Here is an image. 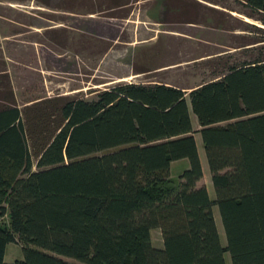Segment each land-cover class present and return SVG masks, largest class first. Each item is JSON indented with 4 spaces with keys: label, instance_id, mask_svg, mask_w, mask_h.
<instances>
[{
    "label": "trees",
    "instance_id": "1",
    "mask_svg": "<svg viewBox=\"0 0 264 264\" xmlns=\"http://www.w3.org/2000/svg\"><path fill=\"white\" fill-rule=\"evenodd\" d=\"M57 1L63 12L96 13L88 0ZM105 1L109 21L138 2ZM231 2L165 0L162 23L245 33L234 34V53L207 59L215 58L209 76L188 91L123 82L92 100L55 96L19 108L0 63V264L17 243L22 259L9 264H225V252L230 264H264V0ZM43 32L66 42L63 29ZM194 133L214 199L197 186ZM179 160L188 167L172 180ZM154 229L161 248L151 245Z\"/></svg>",
    "mask_w": 264,
    "mask_h": 264
},
{
    "label": "rangeland",
    "instance_id": "2",
    "mask_svg": "<svg viewBox=\"0 0 264 264\" xmlns=\"http://www.w3.org/2000/svg\"><path fill=\"white\" fill-rule=\"evenodd\" d=\"M224 1L232 3L231 0ZM164 3L165 0H138L123 9L127 13L124 19L109 21L106 18L109 14L104 11L108 5L105 0H88L86 6L92 7L96 11L94 14H85V7L78 10L77 6L72 11L74 13L60 11L57 7H62V3L57 0H49L46 7L34 0H0V32L14 30L7 21L10 20L63 29L66 37V42L54 43L42 31L35 34L17 27L24 31L17 39L40 43L36 46L37 51L32 50L29 44H17L13 41L16 39L2 40L0 37V63L4 64L9 75L18 107L55 96L92 100L96 91L115 83L162 82L188 91L204 81L211 69L207 66L208 61L215 60L207 59L234 53L228 49L236 43L234 34L245 33H228L204 24H179L169 19L162 23V12L167 11ZM120 11H115L114 16ZM22 12L29 13V19ZM147 36L152 37L151 40H147ZM142 40L145 44L139 43ZM129 41L133 44L126 46ZM102 49L105 50L101 53ZM137 71L145 72L135 75ZM189 119L192 130H198L195 117L190 112ZM193 139L202 172L199 185L206 188L210 199H214L199 134L194 133ZM187 167L186 160L171 163L169 178L175 180ZM212 216L219 244L224 247L225 238L216 207L212 208ZM149 234L152 247L161 248L159 230H151ZM21 259V245L8 244L3 262L9 264ZM63 260L79 264L72 259ZM223 260L230 264L228 253L223 254Z\"/></svg>",
    "mask_w": 264,
    "mask_h": 264
},
{
    "label": "crops",
    "instance_id": "3",
    "mask_svg": "<svg viewBox=\"0 0 264 264\" xmlns=\"http://www.w3.org/2000/svg\"><path fill=\"white\" fill-rule=\"evenodd\" d=\"M22 14H25V18L26 19H29V16H30V14L29 13H27V12H22ZM21 14V15H22ZM22 16H24V15H22ZM35 18H37V19H39L40 21H42V22H47V20H44V19H42V18H38V17H35ZM11 25L10 26H14L13 28H14V30H12L11 32H9V33H4V32H0L1 34H0V37H1V39L2 40H7L8 38H11V40L12 39H16V40H13L14 42H18L17 44H20V45H22V46H24V45H26V44H29L30 45V47L32 46L33 47V49L32 50H34V51H37V47L36 46H40V43H38V42H35V41H31V40H26V39H17V38H20V36L24 33V31L23 30H18L17 29V27H21V28H25V29H28V30H30V31H33L35 34H40V32L42 31H45V30H47V29H51V28H53V27H47L46 25H42V26H38V25H36V23H34V24H29V23H21V24H19V23H17L16 21H10V20H7ZM34 21V20H33ZM151 38L152 37H150V36H147V40L149 39V40H151ZM143 42H145L144 40H142V41H140L139 43H141V44H145V43H143ZM138 43V42H137ZM133 44V42L132 41H129L128 43H125V45L126 46H130V45H132ZM31 47V48H32ZM36 47V48H35ZM1 48V47H0ZM1 50H2V48H1ZM139 72V71H138ZM144 73V72H143ZM140 74H142V73H137V74H135V75H140ZM200 184V181L197 183V186H200L199 185ZM207 191V190H206Z\"/></svg>",
    "mask_w": 264,
    "mask_h": 264
}]
</instances>
